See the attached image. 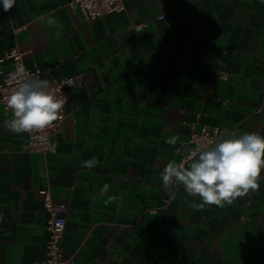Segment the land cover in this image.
Masks as SVG:
<instances>
[{
	"label": "crops",
	"instance_id": "obj_1",
	"mask_svg": "<svg viewBox=\"0 0 264 264\" xmlns=\"http://www.w3.org/2000/svg\"><path fill=\"white\" fill-rule=\"evenodd\" d=\"M70 1L0 4V71L17 44L43 79L82 74L49 152L4 126L0 101V264L46 258L42 189L67 207L62 246L75 264H264V178L199 211V197L176 184L172 198L161 180L193 127L264 135V0H126L92 21Z\"/></svg>",
	"mask_w": 264,
	"mask_h": 264
},
{
	"label": "clouds",
	"instance_id": "obj_2",
	"mask_svg": "<svg viewBox=\"0 0 264 264\" xmlns=\"http://www.w3.org/2000/svg\"><path fill=\"white\" fill-rule=\"evenodd\" d=\"M16 0H0L3 11L8 12ZM49 24L53 22L48 21ZM14 79L18 85L6 98L12 118L4 126L16 134L42 132L51 128L60 118L65 100L55 95L47 80L28 76L23 67L16 70ZM179 137L166 140L175 146ZM181 148L184 145L181 144ZM181 148H177L179 153ZM187 163L172 160L161 173L164 189L174 198L172 186L179 184L190 196L199 197L200 203H192L195 210L206 205L224 207L235 199L244 197L250 191L259 189V180L264 170V135L256 132H232L226 138H219L207 147L189 149ZM99 160L92 157L82 161V166L92 169ZM109 185L104 184L101 194L107 193ZM116 199V197H110Z\"/></svg>",
	"mask_w": 264,
	"mask_h": 264
},
{
	"label": "built area",
	"instance_id": "obj_3",
	"mask_svg": "<svg viewBox=\"0 0 264 264\" xmlns=\"http://www.w3.org/2000/svg\"><path fill=\"white\" fill-rule=\"evenodd\" d=\"M125 1L126 0H71L69 6L72 9L78 8L88 21H92L105 13L125 10ZM143 25L144 24H138L136 28H141ZM24 27L25 25L17 27L14 29V32L17 33ZM24 56L25 52L22 51L17 44L6 51L4 58L11 61L12 66L8 70L0 71V101L5 109L10 112L12 118L11 110L7 108L6 98L18 85V79H14V76L16 70L20 67L25 69L28 76L47 80L49 82V87L55 95L65 100L64 107L60 113V118L54 122V125L42 132L29 134L27 144V148L30 151L49 152L54 148L52 142L53 136L62 130L67 120L65 107L68 101V94L66 88L71 85H81L82 74L63 77L61 79H43V69L27 68L24 63ZM58 66L59 63L53 65V68ZM219 74L222 79H227L228 77V73L226 72L220 71ZM232 132H235L234 128L210 127L207 125H204L200 129L193 127L189 136V143L192 145L191 149L196 147H207L212 141L219 138H226ZM189 155L190 152L186 151L182 156L181 162L187 163V157ZM40 192L44 195V207L48 213L46 222L48 239L46 242V258L39 264H75V256L65 254L62 246L67 225L65 215L67 207L55 203L48 189H42Z\"/></svg>",
	"mask_w": 264,
	"mask_h": 264
}]
</instances>
